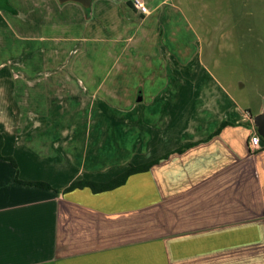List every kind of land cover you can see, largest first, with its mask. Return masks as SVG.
<instances>
[{"label": "crops", "instance_id": "0c3cea01", "mask_svg": "<svg viewBox=\"0 0 264 264\" xmlns=\"http://www.w3.org/2000/svg\"><path fill=\"white\" fill-rule=\"evenodd\" d=\"M141 1L147 14L133 0L93 1L105 32L134 30L132 56L117 57L110 86L101 73L79 72L78 59V71L69 69L77 43H88L67 14L79 5L0 0L1 152L16 163L0 161V264H264V143L251 149L257 132L244 112H252L204 71L214 86L198 85L200 106L191 108L199 118L183 121L194 59L170 21V0ZM122 11L125 23L114 26ZM110 101L119 110L111 154L103 113ZM146 163L147 172L115 190L63 193ZM144 178L145 199L134 186Z\"/></svg>", "mask_w": 264, "mask_h": 264}, {"label": "rangeland", "instance_id": "374dc122", "mask_svg": "<svg viewBox=\"0 0 264 264\" xmlns=\"http://www.w3.org/2000/svg\"><path fill=\"white\" fill-rule=\"evenodd\" d=\"M170 4L173 6L170 21H174L179 30H182L184 37L181 38L186 41L187 53L194 59L191 66L195 69L196 83L194 86L190 85V89L184 94L183 100L188 105L187 109L178 111L181 112L183 121L188 120L191 124L199 118L198 111L191 107L194 102L195 106H200L198 102L201 101V96L196 94V90L199 91V86L203 85L204 80L209 83L210 87L207 89L211 90L214 86L208 80L210 78L203 79L204 71L225 87L240 107H247L255 114L264 104V0H170ZM98 5H93L89 14H85L78 6H66L71 9L70 13H67L70 19L81 22L76 28L77 32L83 33L88 40L87 44L77 43V54L67 61L70 62L69 69H82L79 72L86 70L95 75L101 73L104 75L103 81L111 86L117 81L114 77L118 69L117 57L120 56L123 60L132 56V40H126L133 36L134 30H120L116 35H112L114 32H105L106 24L104 27L101 24ZM125 13L122 11L119 15L116 14L117 18L114 16L113 20L111 19L114 26H119L117 22L127 16ZM5 15L9 17L8 21L13 20V17ZM185 22L193 32L188 30L187 26L186 29L181 26ZM109 26L111 27V24ZM177 31H173L175 38L179 34ZM1 32L2 30L0 34ZM34 32L36 33V30L30 31ZM0 41L3 47L4 39L1 36ZM75 59H78L77 69L73 63ZM108 70L109 75L106 76ZM190 81L192 82V79ZM212 93L215 95V91ZM211 101L213 100H210V106L213 105ZM113 104L115 105L110 101V106L105 108L106 110L103 109L107 120V133L104 136L108 141L109 154L115 149L116 120L119 112ZM96 109L95 107L94 112ZM244 113L246 117H250L248 122L253 124L252 114L246 111ZM184 127L183 124L177 128ZM147 181L148 179L144 178L134 183V186H140L135 194L144 199L150 192L147 189Z\"/></svg>", "mask_w": 264, "mask_h": 264}, {"label": "trees", "instance_id": "16d2710c", "mask_svg": "<svg viewBox=\"0 0 264 264\" xmlns=\"http://www.w3.org/2000/svg\"><path fill=\"white\" fill-rule=\"evenodd\" d=\"M224 126H225V123H223L219 127V129L215 131L214 134H218L221 128H223ZM260 140L261 142L264 143L261 137H260ZM2 147H3V137L0 134V161L7 162L13 168H16V163L12 157L2 155V152H1ZM188 147L189 145L184 147L183 149L188 148ZM181 150L182 149L178 150V152H181ZM152 164L153 163H146V164H142L138 166L129 165L121 174L117 175L116 177L112 178L111 180L105 183H95V182H91L87 180H79V181L73 182L67 188H65L63 190V193H68L76 189H84V188H88L93 194L109 192V191L115 190L119 188L120 186H122L126 182L128 177H130L131 175L147 172ZM16 181L19 182L17 179ZM19 183L25 186L35 187V188H39L42 190H47V191L53 190L50 185L44 182L28 181V182H19ZM55 192H57V190H55Z\"/></svg>", "mask_w": 264, "mask_h": 264}, {"label": "water", "instance_id": "95a60500", "mask_svg": "<svg viewBox=\"0 0 264 264\" xmlns=\"http://www.w3.org/2000/svg\"><path fill=\"white\" fill-rule=\"evenodd\" d=\"M93 1L94 0H56L59 5L66 3L77 4L82 8L85 14L91 13ZM253 126L255 127L257 134L264 141V104L260 113L253 118Z\"/></svg>", "mask_w": 264, "mask_h": 264}, {"label": "built area", "instance_id": "2783aa9c", "mask_svg": "<svg viewBox=\"0 0 264 264\" xmlns=\"http://www.w3.org/2000/svg\"><path fill=\"white\" fill-rule=\"evenodd\" d=\"M132 5L134 8L137 9L141 14H147V8L144 6L141 0H133ZM248 120H250V117H247ZM249 143L252 150H258L260 149V136L257 133H252L249 138Z\"/></svg>", "mask_w": 264, "mask_h": 264}]
</instances>
